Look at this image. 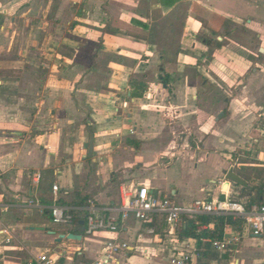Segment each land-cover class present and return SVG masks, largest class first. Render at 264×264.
Returning a JSON list of instances; mask_svg holds the SVG:
<instances>
[{"label": "crops", "instance_id": "0c3cea01", "mask_svg": "<svg viewBox=\"0 0 264 264\" xmlns=\"http://www.w3.org/2000/svg\"><path fill=\"white\" fill-rule=\"evenodd\" d=\"M7 33L23 59L7 63L0 93L24 105L10 116L30 120L0 123V264H37L42 253L97 264L110 240L128 249L107 264H171L164 218L121 220V188L182 207L264 203V0H0V53ZM240 145L248 160L233 166ZM177 165L201 179L193 191L159 174ZM54 202L71 225L51 222ZM89 202L118 232L84 234ZM232 221L223 237L239 241L224 254L209 237H181L184 225L174 243L195 251L194 264H264V237Z\"/></svg>", "mask_w": 264, "mask_h": 264}, {"label": "built area", "instance_id": "2783aa9c", "mask_svg": "<svg viewBox=\"0 0 264 264\" xmlns=\"http://www.w3.org/2000/svg\"><path fill=\"white\" fill-rule=\"evenodd\" d=\"M40 176H35V183ZM52 191L56 195L57 187L53 186ZM119 207L116 209L121 220L132 216L137 222L149 223L156 215L162 216L167 225V236L165 243L171 248V264H194V250H190L184 244L174 243L177 227H182L185 221H196L198 217L207 215L212 217H230L235 220H242L246 231L253 237H264V203L247 207L242 202L225 200H197L189 207H182L174 204L168 198L158 200L150 194L147 188L137 189L121 188L119 191ZM106 210L98 209L92 202L86 208L84 219V234L91 236L97 233H116L118 225L116 219L108 218ZM51 222L54 225L68 226L74 222L71 211L54 202L50 208ZM200 231V229H197ZM208 242L212 252L224 254L230 246L239 240L236 236L223 237L221 240H201ZM164 243V244H165ZM128 246L116 243L113 240L107 242L103 249L102 258L97 264H107L113 261L114 254L125 251ZM37 264H58V258L49 253H42L36 258Z\"/></svg>", "mask_w": 264, "mask_h": 264}, {"label": "rangeland", "instance_id": "374dc122", "mask_svg": "<svg viewBox=\"0 0 264 264\" xmlns=\"http://www.w3.org/2000/svg\"><path fill=\"white\" fill-rule=\"evenodd\" d=\"M24 28L25 27L23 26L22 23L20 24V26L18 28V31H20V34H21L20 38H18L20 40H18V41L21 42V39H22V44H24L23 43L24 42L23 41L24 40V35H23L24 34V32H23ZM1 40H2V42H1L2 43V51L0 53V65H1L0 75L3 77H8L9 76V72H8L9 69L7 68L8 67L7 63L10 61L23 59V58L18 57L17 51H13L12 49H9V45L11 42H13V46L15 44H17V46H20V42L15 43V39H13V37L10 38L9 33H7L6 37L2 38ZM10 40H13V41H10ZM28 57H31V56L28 55ZM35 57L37 60L40 59L39 54L35 55ZM19 103L20 102H17L14 99H10L9 93H4V92L0 93V121H1L0 123H2L3 126H8V125L14 126L15 124H20L21 126H20L19 130H23L25 128V125L29 124L30 119L24 116V110H23V114H22L23 116H19V117L18 116H12L14 113L17 112V108L19 106ZM23 107H24V105L22 107H19V108H23ZM10 113L12 114L11 115L12 117L9 115ZM262 123L264 124V122H262ZM261 125L262 124H260V126ZM255 137H256V135H255ZM190 144L194 145V142L192 140H190ZM247 148H249L248 145H240L236 149H233L230 151L232 154L230 163L233 166L238 162H245L246 160H248L249 151ZM189 150L193 151L190 148H189ZM235 168H236V166H235ZM164 173L165 172H163V173L159 172V174L162 176V178H166V177L170 176L172 178V180L180 181L181 185L183 186L184 192H186V193L193 191L194 187L196 185H198L199 182H201L200 181L201 179H196L197 176L194 175V173L191 170L181 168L179 165H177L176 167H173L169 171V173H167L168 174L167 176ZM154 174H155V172L149 170L145 175H146V177H149V176H152ZM252 177H254V176H252ZM217 178H222V177L220 176ZM159 222L162 223V219H159Z\"/></svg>", "mask_w": 264, "mask_h": 264}, {"label": "trees", "instance_id": "16d2710c", "mask_svg": "<svg viewBox=\"0 0 264 264\" xmlns=\"http://www.w3.org/2000/svg\"><path fill=\"white\" fill-rule=\"evenodd\" d=\"M257 192H261V189H257ZM259 200L263 201V197L259 194ZM249 206V205H248ZM212 224L213 230L198 231V226H207ZM233 225V221L230 217H212L203 215L197 218L196 222L185 221L184 227L181 229L180 236L199 240L202 237H209L210 239L220 240L223 237V229L225 226Z\"/></svg>", "mask_w": 264, "mask_h": 264}, {"label": "water", "instance_id": "95a60500", "mask_svg": "<svg viewBox=\"0 0 264 264\" xmlns=\"http://www.w3.org/2000/svg\"><path fill=\"white\" fill-rule=\"evenodd\" d=\"M84 148L90 150L91 146H90V144H86L84 146ZM36 229L38 230V228H36ZM63 238H65V236H63V235L59 236V239L57 240V243L60 242V240L63 239ZM66 239L79 241L81 239V236L70 234V235L66 236Z\"/></svg>", "mask_w": 264, "mask_h": 264}]
</instances>
